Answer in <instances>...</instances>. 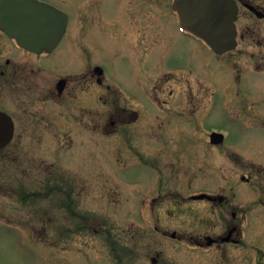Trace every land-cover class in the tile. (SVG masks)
<instances>
[{
    "label": "flooded vegetation",
    "instance_id": "1",
    "mask_svg": "<svg viewBox=\"0 0 264 264\" xmlns=\"http://www.w3.org/2000/svg\"><path fill=\"white\" fill-rule=\"evenodd\" d=\"M172 2L113 0L111 7L105 0H82L73 14L80 25L71 24L68 15L66 33L50 52L26 51L0 31V112L10 117L14 134L36 139L23 146L69 151L124 133L134 137L135 156H149L161 152L167 133L199 129L198 118L217 97L227 135L212 129L205 142H192L184 155L162 154L164 172L154 175L143 204L136 206L145 225L154 211L189 213L195 221L170 229L158 218L152 229L159 237L142 245L143 257L134 240L128 254L114 245L108 264H264V0H235L237 47L224 54L180 29ZM166 8L177 19V36L197 46L183 51L178 37L166 34L161 23ZM106 51L132 70L130 91L106 74ZM246 77L254 81L246 83ZM212 133L223 137L212 140ZM14 134L6 147L15 144ZM45 138L53 140L49 146ZM141 138L147 140L144 148L134 144ZM107 148L113 155V147ZM220 160L223 168H217ZM166 165L178 169V178L167 174ZM74 174L80 183L88 176ZM63 180L69 189L21 190L20 197H49L51 203L59 193L64 209L72 212V197L85 192L74 191L69 176ZM172 181L178 189H168ZM81 223L88 226L89 221ZM2 225L17 230L40 259L34 238L15 224ZM169 249L179 252L168 255ZM49 261L56 264L53 255Z\"/></svg>",
    "mask_w": 264,
    "mask_h": 264
},
{
    "label": "rangeland",
    "instance_id": "2",
    "mask_svg": "<svg viewBox=\"0 0 264 264\" xmlns=\"http://www.w3.org/2000/svg\"><path fill=\"white\" fill-rule=\"evenodd\" d=\"M39 1L64 11L70 16L71 24L80 25L73 14L74 8L82 0ZM106 3L113 6V0H105ZM156 11L158 10H153V13ZM161 18L162 28L166 34L178 37L183 51L192 45L197 46L192 40H183L177 36V19L169 8L164 10ZM61 46L65 52L67 46L65 40ZM104 56L106 74L130 91L132 75L130 67L119 59L115 60L111 51H106ZM253 81L251 77L245 78L246 83ZM221 90L222 88H218L217 92L220 93ZM225 116L217 97L213 98L206 104V113L198 118L199 129L184 131L182 134L167 133L163 137L166 144L161 152L149 156L142 153L135 156L130 148L134 137L124 133L105 139L99 145L88 143L89 148L75 147L66 151L52 148L53 146L45 147L46 145L34 148L33 143L23 146L21 144L24 141L36 139L16 131L13 141L15 146L11 144L0 150V264H44L42 261L50 264L49 259L52 255L56 264H108L112 261L110 256L113 254L114 245L123 248L128 254L134 240L140 242L137 246L140 250L137 253L143 257L147 251H141L142 245L159 237L152 229L158 218L162 226L170 229L182 228L184 223L190 226L195 221L189 213L179 216L173 213L164 215L158 211L149 214L151 220L148 225L138 218L136 206L143 204L149 182L154 175L164 172L162 164L165 160L161 157L162 154L166 157L182 156L192 146V142H205L207 134L212 129L227 135L229 129ZM43 141L49 146L48 142L53 140L45 138ZM146 142L145 138H141L134 141V144L136 147L144 148ZM107 146L113 147V155L109 153ZM164 168L168 175L178 174V169L175 170L172 166L166 165ZM217 168H223L221 160L217 163ZM76 172L87 174V179L82 183L76 181L74 178ZM64 175L71 179L70 184L74 191L85 192L82 197H75V194L72 197V212L64 209L61 203L64 198L59 193H56V198L51 199V203L49 197L26 199L20 197L21 190L25 193H45L55 186L67 190L69 188L63 180ZM168 189H178L177 183L172 181ZM130 192L140 198L135 197L134 200ZM169 199L172 201L179 198ZM52 200L55 201V207H52ZM85 220L89 221L88 226L81 223ZM5 223L19 226L27 238H34L39 243L41 261L30 242L24 240L17 230L2 225ZM178 252V249H169L166 254L176 255Z\"/></svg>",
    "mask_w": 264,
    "mask_h": 264
},
{
    "label": "water",
    "instance_id": "3",
    "mask_svg": "<svg viewBox=\"0 0 264 264\" xmlns=\"http://www.w3.org/2000/svg\"><path fill=\"white\" fill-rule=\"evenodd\" d=\"M237 5L232 0H175L182 28L222 54L236 46L234 22ZM68 17L37 0H0V30L32 52L50 51L63 36ZM12 123L0 113V148L12 137Z\"/></svg>",
    "mask_w": 264,
    "mask_h": 264
}]
</instances>
